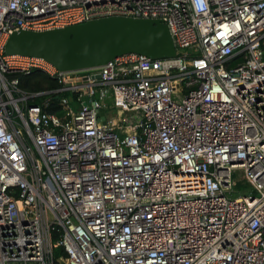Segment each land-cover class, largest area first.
<instances>
[{
  "label": "built area",
  "instance_id": "built-area-1",
  "mask_svg": "<svg viewBox=\"0 0 264 264\" xmlns=\"http://www.w3.org/2000/svg\"><path fill=\"white\" fill-rule=\"evenodd\" d=\"M114 15L160 19L175 55L61 72L5 53ZM32 69L59 87L22 89ZM65 92L81 107L47 110ZM0 264H264V0H0Z\"/></svg>",
  "mask_w": 264,
  "mask_h": 264
},
{
  "label": "water",
  "instance_id": "water-1",
  "mask_svg": "<svg viewBox=\"0 0 264 264\" xmlns=\"http://www.w3.org/2000/svg\"><path fill=\"white\" fill-rule=\"evenodd\" d=\"M4 50L6 54L42 58L61 72L97 68L129 52L151 58L172 57L176 53L169 30L160 19L118 15L62 28L14 31ZM94 77L99 78V74ZM94 98L84 95L81 102L90 105ZM97 116L99 122H106L104 107L97 109Z\"/></svg>",
  "mask_w": 264,
  "mask_h": 264
},
{
  "label": "trees",
  "instance_id": "trees-1",
  "mask_svg": "<svg viewBox=\"0 0 264 264\" xmlns=\"http://www.w3.org/2000/svg\"><path fill=\"white\" fill-rule=\"evenodd\" d=\"M19 80V86L24 89L28 88L29 91H42V90H55L59 87V83L56 78L49 76L45 72L39 69H32L27 73L17 74ZM25 90V89H24ZM68 95L69 92L60 93L52 98L51 105L47 108L49 111H57L60 109V105L57 103V97L61 95ZM56 238V236H54Z\"/></svg>",
  "mask_w": 264,
  "mask_h": 264
},
{
  "label": "rangeland",
  "instance_id": "rangeland-1",
  "mask_svg": "<svg viewBox=\"0 0 264 264\" xmlns=\"http://www.w3.org/2000/svg\"><path fill=\"white\" fill-rule=\"evenodd\" d=\"M24 89L26 91H29L28 88H24ZM66 96L69 99L70 107L74 111L77 110V109H79L81 107L80 106V103L77 102V101H75V98H72V95H71L70 92ZM96 96H98V93H96ZM37 101H39V100H37ZM103 102L106 105L105 112H106L107 119L108 120H110V119H114V120L119 119L120 118L119 115H121V113H122L121 110H119L118 113H116V110L122 106V103L120 101L119 96L117 94H115L114 92L108 91L106 93V95L104 96V98H103ZM131 113H132V111H127L126 114L125 113H123V114H125L124 116L127 117Z\"/></svg>",
  "mask_w": 264,
  "mask_h": 264
},
{
  "label": "bare ground",
  "instance_id": "bare-ground-1",
  "mask_svg": "<svg viewBox=\"0 0 264 264\" xmlns=\"http://www.w3.org/2000/svg\"><path fill=\"white\" fill-rule=\"evenodd\" d=\"M123 130L127 131V130H128V128H125V129H123Z\"/></svg>",
  "mask_w": 264,
  "mask_h": 264
},
{
  "label": "crops",
  "instance_id": "crops-1",
  "mask_svg": "<svg viewBox=\"0 0 264 264\" xmlns=\"http://www.w3.org/2000/svg\"><path fill=\"white\" fill-rule=\"evenodd\" d=\"M116 121V120H115Z\"/></svg>",
  "mask_w": 264,
  "mask_h": 264
}]
</instances>
